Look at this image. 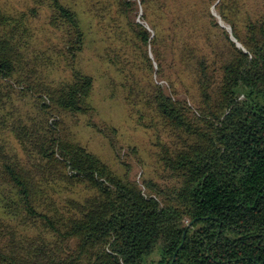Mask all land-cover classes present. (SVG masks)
Returning <instances> with one entry per match:
<instances>
[{"label":"trees","instance_id":"obj_1","mask_svg":"<svg viewBox=\"0 0 264 264\" xmlns=\"http://www.w3.org/2000/svg\"><path fill=\"white\" fill-rule=\"evenodd\" d=\"M34 2L48 7L57 45L38 47L25 14L0 6V264H144L157 247L160 264H264V0H220L241 46L209 0H141L154 35L134 22V40H149L162 63L165 30L169 66L184 53L197 75L185 76L187 98L180 72L166 92L145 51V85L133 96L124 83L137 123L156 127L168 188L118 175L76 138L79 116L89 124L95 111L93 76L79 63L84 20L65 0Z\"/></svg>","mask_w":264,"mask_h":264},{"label":"rangeland","instance_id":"obj_2","mask_svg":"<svg viewBox=\"0 0 264 264\" xmlns=\"http://www.w3.org/2000/svg\"><path fill=\"white\" fill-rule=\"evenodd\" d=\"M65 1L73 4L84 20L86 39L79 63L93 76L90 98L95 111L88 116L89 124L83 123L86 117L79 116V124L72 126L76 138L90 151L109 163L120 176L127 175L137 182H141L144 177L156 182L162 188L173 186L174 177L157 156V145L154 144L156 127H143L137 123V116L130 110L127 103L124 83L126 90L132 86L133 96L136 94L133 90L135 82H140V87L145 85L144 82L147 79L142 78L149 77L150 71L143 61L145 51L153 63L154 80L163 84L166 92L172 90L170 81L173 80L174 73L180 72L179 95L186 97L192 94L193 88L185 82V76L193 75L197 78L194 69L184 63L186 56L182 52L183 61L179 62L178 67L172 69L169 66L174 59L171 63L166 60L169 57L167 53L169 40H166L165 30L159 44L162 63L156 60L149 40L146 46L134 40L135 32L130 30L134 22L145 27L150 33V38L154 35V30L144 18L141 0L126 1L122 4H117L114 0ZM219 3L220 0H209L208 12L215 23L221 28L224 27L229 33L230 26L218 14ZM0 6L15 16L25 14L24 21L29 25V34L32 35L38 47L57 45L58 32L47 23L49 14L47 6L36 7L34 0H0ZM33 7L36 10L35 14H32ZM196 9H199L198 4ZM199 50L197 55L207 56L210 61L212 59L209 54L213 57L217 54ZM108 55L116 56V60H119L118 66L108 61ZM60 65L65 66L64 62ZM136 65L138 67H135ZM161 66L167 77H159L158 70ZM117 68L124 69V72H120ZM210 73L216 79V69H212ZM189 103L193 104L192 101ZM164 192H169V189H165ZM159 253L157 247L146 256L144 264H160Z\"/></svg>","mask_w":264,"mask_h":264},{"label":"water","instance_id":"obj_3","mask_svg":"<svg viewBox=\"0 0 264 264\" xmlns=\"http://www.w3.org/2000/svg\"><path fill=\"white\" fill-rule=\"evenodd\" d=\"M228 28V27H227ZM229 31H230V28H229ZM230 33V37L232 38V40L236 43L237 46H240L239 42L233 37V35L231 34V31L229 32Z\"/></svg>","mask_w":264,"mask_h":264}]
</instances>
